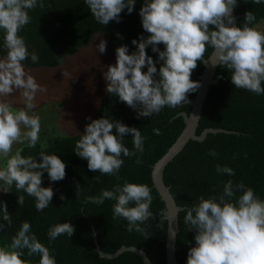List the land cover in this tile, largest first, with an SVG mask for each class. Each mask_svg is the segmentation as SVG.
<instances>
[{"label": "clouds", "instance_id": "1", "mask_svg": "<svg viewBox=\"0 0 264 264\" xmlns=\"http://www.w3.org/2000/svg\"><path fill=\"white\" fill-rule=\"evenodd\" d=\"M135 2L84 0L91 15L102 26L113 20L119 22L121 12L126 8L130 14ZM251 2L259 5L264 0ZM236 6L237 0H144L139 15L142 27L149 35L132 40L136 46L134 52L129 53L127 45L116 48V63L107 65V71L103 72L105 91L136 110L137 117L159 114L165 106L175 109L185 104L188 94L200 87L199 81L190 78L191 73L211 48L209 58L215 56L212 64L231 73L235 88L264 94V32L250 26L256 19L252 11L245 13L242 27L236 26L232 15ZM36 7L45 11L44 0H0V31L6 51L0 57V190L8 193L14 186L16 193L33 197L36 210L42 212L51 204L54 195L52 187L42 186L43 173L46 171L52 182L63 180L66 164L56 153L46 151L47 143H41V119L34 112V101L36 93L46 89L22 63L29 57L33 63L39 61L38 54L30 53L24 38L19 35L30 22L29 11ZM106 43L101 39L96 49L105 53ZM160 44L164 45L163 50L158 47ZM149 45L162 61L159 69L146 52ZM145 66L147 71H142ZM17 92L23 107H14L5 99ZM153 132L161 134L156 128ZM127 133L132 134L131 150L123 143ZM145 140L136 127L104 116L91 119L85 125L80 139L75 142L74 152L87 161L89 170L119 180V171L124 164L121 157L142 154ZM37 144L40 146L39 162L36 155H22L24 147L35 149ZM16 145L24 147L14 150ZM208 154L217 155L214 149H209ZM244 155L247 158V153ZM136 163H142L138 156ZM215 171L220 175L235 176V170L227 164H217ZM94 179L99 182L100 177ZM79 195L77 183L76 197ZM61 199L65 197L61 195ZM105 200L115 202L113 220H126L128 232L136 231L146 238L150 235L142 227L153 218L150 211L153 196L147 184L125 180L123 184L117 183L111 190L103 189L99 195L87 196L81 202L100 205ZM24 202L25 196L17 195L19 207ZM181 211L186 213L183 222L188 231L195 232V244L188 249L186 264H264V200L242 180L224 181L220 193L208 198L200 195ZM0 213L10 227L12 217L2 201ZM168 216L169 212L161 213L162 218ZM4 227L5 224L0 223V229ZM74 232L70 222H63L50 226L47 235L54 241L65 234L71 237ZM25 250L29 257L39 256L38 264H56L49 248L38 240L27 221L22 222L10 243L0 246V264H28L22 259Z\"/></svg>", "mask_w": 264, "mask_h": 264}, {"label": "trees", "instance_id": "2", "mask_svg": "<svg viewBox=\"0 0 264 264\" xmlns=\"http://www.w3.org/2000/svg\"><path fill=\"white\" fill-rule=\"evenodd\" d=\"M143 3L144 0H136L130 14L125 8L120 14L119 22L113 20L102 26L91 15L84 0H44L45 11L39 7L30 10V22L19 32L28 51L38 54L39 61L33 63L29 57L22 63L30 67H55L67 55L89 45L93 36L98 34L109 36L115 57V50L120 45H127L129 53L134 52L136 46L132 44V40H139L141 35L145 38L149 35L142 27L139 15ZM235 10L240 14L238 27L243 26L247 11H252L256 17L250 26L255 27L264 19V3L257 5L251 0H237ZM209 27L214 28L212 25ZM158 47L164 49L163 44ZM146 52L152 56L159 69L162 61L158 59V53L153 52L150 45ZM211 53L212 49L209 48L203 58H208ZM5 54L3 32L0 31V56ZM204 68V60L198 61L190 78L200 82ZM142 71H147V67ZM218 75V82L210 86L205 100L197 134H201L206 128H220L222 131H210L203 140L190 139L164 170L166 184L171 187L177 203L184 208L191 206L200 195L208 198L220 193L223 182L229 179L234 182L242 180L264 200V94L256 95L245 89L235 88L231 83V73L221 66L217 68L216 76ZM196 92L197 90L189 93L187 100L194 98ZM47 107H41L38 113L42 115ZM191 108L192 105L187 101L175 109L165 106L159 114L151 117H137V111L120 101L118 96L106 93L92 119L106 116L119 120L129 127H136L146 137L143 153H137L142 163H136L137 156L121 157L124 164L119 171V180L115 176L89 170L87 161L75 154V142L80 139L81 133L52 135L45 131V142L42 143L49 145L46 149L48 153H56L65 162V178L52 182L48 173H43L42 186L52 187L54 195L51 204L42 212L36 210L33 197L23 192L16 193L14 186L13 191L1 193L0 201L6 203L12 224L7 226L0 213V223L5 224L0 229V246L10 243L22 222L27 221L38 240L49 248L56 264H145L143 257L131 249L115 257L102 256L96 249V240L103 252L114 253L122 246H136L147 252L152 264H166L168 219L162 218L161 213L168 210L154 186L152 172L154 164L168 151L186 125L181 112L190 113ZM90 122L91 120L87 124ZM154 128L159 129L161 134H154ZM112 131L116 134L115 129ZM131 141L132 134H125L123 143L130 150L133 148ZM39 147V144L35 149L24 147L22 155H36L39 162ZM209 149H214L217 155L210 156ZM234 154H238L235 159ZM217 164L232 167L235 176L217 174ZM96 176L100 177L99 182L94 179ZM125 180L147 184L151 189L153 200L150 211L153 218L142 225L150 234L147 238L136 231L128 232L126 220H113L114 201L105 200L100 205L81 202L85 197L99 195L103 189L111 190L113 185L123 184ZM77 183L80 190L78 198ZM17 195L25 196L22 207L17 203ZM61 195L65 199H61ZM185 214L182 211L179 213L180 231L176 246L179 264H186L188 249L195 244V232L188 231L183 222ZM63 222H70L74 226V235L68 237L65 234L50 241L47 235L49 227ZM22 259L28 264H38L39 256L29 257L25 250Z\"/></svg>", "mask_w": 264, "mask_h": 264}, {"label": "rangeland", "instance_id": "3", "mask_svg": "<svg viewBox=\"0 0 264 264\" xmlns=\"http://www.w3.org/2000/svg\"><path fill=\"white\" fill-rule=\"evenodd\" d=\"M255 27L264 32V19ZM101 39L107 42L105 53L96 49ZM115 63L112 41L108 35L98 34L93 36L89 45L67 55L55 67H30L24 64L25 70L46 89L37 92L34 101V112L41 119V143L45 142V131L52 135L84 132L85 125L97 113L107 93L103 72L107 71V65ZM5 99L14 107H23L18 92ZM44 106L48 107L40 115L38 111ZM19 147L23 146L16 145L14 150ZM2 192L0 190V196Z\"/></svg>", "mask_w": 264, "mask_h": 264}, {"label": "water", "instance_id": "4", "mask_svg": "<svg viewBox=\"0 0 264 264\" xmlns=\"http://www.w3.org/2000/svg\"><path fill=\"white\" fill-rule=\"evenodd\" d=\"M232 15L234 17L233 23L237 26L240 14H238L234 8ZM209 57L203 58L205 68L201 76L200 87L197 89L195 97L189 98L187 100L192 105L191 112H181V115H183L186 123L184 129L182 130L176 141L168 149V151L154 164L153 167L152 176L154 186L158 189L162 199L165 201L167 210L169 212V216L167 217L168 234L166 241V264H179L176 255L177 234L180 231L179 213L184 207L177 203L173 193L171 192V187L167 185L164 180L165 167L185 147L190 139L203 140L210 131H222V129L220 128H206L201 134H197V128L199 126V121L203 112L204 103L207 98L210 86L218 82L220 77V75L216 76V71L219 65L212 64V61L215 59L214 54L211 59ZM96 249L102 256L107 257H115L123 251L131 249L143 257L145 264H152V261L147 252L136 246H122L114 253H106L101 250L99 243L96 240Z\"/></svg>", "mask_w": 264, "mask_h": 264}]
</instances>
